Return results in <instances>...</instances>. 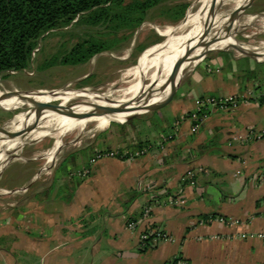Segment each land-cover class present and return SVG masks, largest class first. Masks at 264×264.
Here are the masks:
<instances>
[{
	"label": "crops",
	"instance_id": "0c3cea01",
	"mask_svg": "<svg viewBox=\"0 0 264 264\" xmlns=\"http://www.w3.org/2000/svg\"><path fill=\"white\" fill-rule=\"evenodd\" d=\"M250 51L262 60L264 43ZM261 68L264 61L219 51L181 80L168 104L136 116L125 132H101L92 148L38 178L43 166L28 176L32 168L13 160L0 174V195L14 198L0 211V264H264V139L250 137L264 129ZM207 96L239 103L208 110L193 132L196 100ZM144 148L134 159L91 164L98 151ZM85 168L86 178L73 175ZM187 171L193 177L183 180ZM175 197L186 205H171ZM153 229L173 241L144 249L141 235Z\"/></svg>",
	"mask_w": 264,
	"mask_h": 264
},
{
	"label": "rangeland",
	"instance_id": "374dc122",
	"mask_svg": "<svg viewBox=\"0 0 264 264\" xmlns=\"http://www.w3.org/2000/svg\"><path fill=\"white\" fill-rule=\"evenodd\" d=\"M199 1L200 0H176L173 1L172 4L169 3L168 5H163L155 9L150 13L149 19L138 28L132 31H122L118 35L121 43L117 46V48L111 52H105L97 55L85 64L66 66L59 65L55 67L44 68L45 62L49 61L53 55H56L64 49H70L76 43L89 35H96L106 38L108 30H103L102 28H90L87 26H69L65 28H59L52 31L51 33H47L39 40L38 47L33 53L32 66L25 71L11 72L10 74L1 78L0 91L3 93H28L37 90L46 92L60 91L65 89H69L68 91L88 89L92 93L96 94H108L116 92L120 90V88L126 87L129 82L140 76V64L145 58L150 56V60L160 58L167 53L173 43L168 47L167 45L163 46L154 53L149 55L146 54L145 56L144 53L147 50L168 41L177 42L180 38L186 36L192 31L193 27L189 26L190 28H183L182 23L184 20H186L189 14L191 15L198 10L197 8H199L200 5ZM237 1L238 0H226V2L219 7L218 13L221 15H227L231 13V11H233L235 8ZM182 3L189 4L186 15L182 20L174 23L170 20V15L167 13V10L174 5H180ZM234 26L235 27H225V29L228 34L235 38L236 44L239 43V45H246L251 48H255L264 43V0H252L249 7L239 15ZM168 30H170V33L167 35L164 34ZM109 39H114V37L110 36ZM218 43L226 44L223 40L214 42V44ZM181 44L182 43H179L173 48L169 57H177L180 55V52H178V54L177 51ZM206 50L207 48L204 51ZM227 51H232L234 53L236 52L231 49H227ZM217 52L219 51L217 50L207 53V55L202 57L199 63L194 67H185L182 81L191 73L193 68L195 69L204 65V63L211 59L214 56V53ZM166 62L167 61L163 62V64L153 62L147 75V80L145 81L146 85H151L157 82L158 78L162 79L165 77L167 70L161 71V69L163 66H165ZM137 69L139 71L133 74L132 71ZM261 69L264 72V68ZM53 93L54 92H50V94ZM35 95L45 94L28 93L24 96L30 97ZM72 95H76V93L73 92V94H71L68 92L61 98L50 102V104L61 103L64 107H71L72 110L75 111H88L87 107L80 106V100L69 102L68 97ZM163 95H155L153 96L154 98H152V100L158 99ZM0 103L2 104L0 105V128L5 127V125L10 123L11 129H16L22 127L25 122L34 121V115L31 113L37 110L36 107L24 106L20 108L14 105L6 104L2 101H0ZM8 109L11 110L9 111ZM47 112L52 111H46L45 113ZM58 113L62 112H52L50 118L55 117ZM126 118L127 117H120L113 119L107 128H105L107 125L106 123L101 129L96 128L95 123H90L83 130L75 129L68 131L62 138H59L57 142L55 135H50L35 141H27L23 146L22 144H14V146L12 145L10 149H15L21 145L20 147L22 148L18 152V155L19 158L23 160L22 169L26 170L32 168V170L29 171L28 176L34 173L36 168L40 166H43L41 170L42 172H49L52 169L51 166H53V162H48V153L55 147V145L60 146L62 144L61 151L56 155V162H54L57 163L59 160L65 157H73L83 148H92L101 132L118 129H121V131L125 132L127 128H129L136 121V119H138L134 117L126 120ZM78 119L79 118L65 112L62 119L58 123L52 125V127H58L54 130V132H58L73 125ZM46 121V125H49L50 122L48 120ZM27 157L35 158L37 159V162L34 164H24ZM5 162L6 159L0 163V170L1 166ZM4 192L6 191L0 189V193ZM13 199L14 198L9 199L7 195H0V211L4 207L3 204L7 203L8 200Z\"/></svg>",
	"mask_w": 264,
	"mask_h": 264
},
{
	"label": "trees",
	"instance_id": "16d2710c",
	"mask_svg": "<svg viewBox=\"0 0 264 264\" xmlns=\"http://www.w3.org/2000/svg\"><path fill=\"white\" fill-rule=\"evenodd\" d=\"M173 1L176 0H0V79L29 69L39 40L47 33L69 26L108 30L106 38L89 35L53 55L44 68L85 64L113 51L121 43L118 35L122 31L138 28L152 11ZM188 7V3L170 7V20H182Z\"/></svg>",
	"mask_w": 264,
	"mask_h": 264
},
{
	"label": "bare ground",
	"instance_id": "6f19581e",
	"mask_svg": "<svg viewBox=\"0 0 264 264\" xmlns=\"http://www.w3.org/2000/svg\"><path fill=\"white\" fill-rule=\"evenodd\" d=\"M248 1L249 0H238L235 8L233 7L234 9L233 11H231V13L227 15H221L218 12L212 13V11L219 4H224L226 0H200L199 8H197L198 10L191 15L189 14L186 20H184L182 23L183 28H186L189 26L193 27L192 31L186 36L180 38L179 41L177 42L168 41L166 43L157 45L147 50L144 53L145 56L146 54L149 55V54L154 53L155 51L159 50L163 46L167 45L168 47L170 44L173 43L171 48L167 51V53L161 56L160 58H157L155 60H150L151 56L145 58L144 61L140 64V76L136 77L135 79H133V81L129 82L126 87H122L120 88V90L116 92L108 93V94H96V93H92L88 89L79 90V91H75V90L68 91L69 89H65V90H60V91L39 92L38 94H45V95H35V96H30V97L24 96L23 99L21 100L16 94L7 95L6 93H3L0 91V101L5 102L6 104H9V105L20 107V108L24 106L33 107V106H39V105L53 102L56 99L61 98L64 94H67L68 92H70L71 94L75 92L76 95L69 96L68 101L73 102V101L80 100L81 102L80 106L88 108V111L73 110L76 113H87L91 111H97L99 108H102V107H115V106L125 105L129 102L137 101L143 93L148 92V91H152V93L149 95L148 100H152V98H154L153 96L155 95L165 94L159 97L158 99L152 100V101H159L160 99L164 98L168 94L170 87L173 83V80H174V77H175V74H176V71L179 65V61L182 57H184L185 55H190L189 60H187V62L184 64V69L185 67H188V66L194 67L202 59L200 55L204 52V50L208 48L210 45L214 44V43L208 44L210 39H212L213 37L219 36L217 41L219 40L225 41L228 47L236 44L235 38L232 35L227 33L225 27H235L234 25L237 19L231 23V17L237 9L245 5ZM169 31L170 30L166 32L163 31V32H165L164 34L167 35L170 33ZM179 43H182L180 48L177 51V53L180 52V55L177 57L176 56L169 57L173 48ZM237 44L239 45V43ZM240 46H243L246 50H254L258 48V47L251 48L246 45H240ZM165 61L167 62L165 66H163L161 69V71L167 70L166 71L167 74L164 73L166 74L165 77H163L162 79L160 78L161 80L158 78L157 82L151 85H146L145 81L147 80V75L150 71V68L153 62L163 64V62ZM138 71L139 70L137 69V70L132 71V73L134 74V73H137ZM50 92H54V93L50 94ZM134 104L137 105V103H134ZM0 105L2 104L0 103ZM8 110H11V109H8ZM52 112L44 113L42 117L44 119H41L39 121V123L36 125V128L30 131L25 136L24 139H19L16 142V144L23 145L27 141H35L43 137H48L50 135H55L56 142H57V140L59 138H62L65 135V133H67L68 131H72L75 129L83 130L90 123H95L96 128L101 129L106 123L108 124L111 120L120 118V117L128 118L129 115L131 114V113H128V114L127 113H113V114H108V115H95V116L83 117V118H79L77 122L74 123L73 125L66 127L58 132H54V130L58 127H52V125L58 123L64 116L65 112L58 113L55 117L50 118V116L52 115ZM46 120L50 122L49 125H46L47 123ZM32 123L33 121L25 122L22 127L16 128V129L15 128L11 129L10 127V132H9L10 134H3L0 136V149L4 148L6 145L11 144L10 140L12 138L11 136L12 134H15L16 132L21 130L23 127H26V125H29ZM20 146L21 145H19V147ZM60 146L55 145V147L52 150H50V152L48 153V162L54 161L55 153ZM5 159H7L5 155H0V163Z\"/></svg>",
	"mask_w": 264,
	"mask_h": 264
},
{
	"label": "water",
	"instance_id": "95a60500",
	"mask_svg": "<svg viewBox=\"0 0 264 264\" xmlns=\"http://www.w3.org/2000/svg\"><path fill=\"white\" fill-rule=\"evenodd\" d=\"M251 1L252 0H249L245 5H243L242 7H240L239 9H237L233 13V15L231 17V23L234 20H236L244 10H246L249 7ZM221 5L222 4H219L217 7H215L213 9L212 13L218 12L219 7ZM218 38H219V36L213 37L212 39H210L208 44H212V43L216 42L218 40ZM227 49L234 50L241 55L254 58L257 61H263L264 60V57L262 60H260L259 59V58H261L260 55L258 53H256L255 51L246 50L243 46H240L238 44L232 45L226 49H220L218 51H227ZM212 51H217V50L208 49V50L204 51L200 55V57L202 58V57L206 56L207 53L212 52ZM189 58H190V55H185L184 57H182L180 59L179 65H178V68H177V71H176V74H175V77L173 80V83L170 87V90H169L168 94L164 98L160 99L159 101L148 100L149 95L152 93V91H148V92L143 93L137 101L129 102L125 105H120V106H115V107H102V108H99L97 111H91V112H87V113H76L75 111L72 110L71 107H64L61 103H59V104L46 103V104L39 105V106H33V107L37 108L36 111L31 113L32 115H34L33 123L26 125V127H23L21 130H19L15 134H12L11 135L12 138L10 140L11 144L6 145L4 148L0 149V155H5L7 157L6 162L1 166L0 174L2 173V171L4 170V168L8 164H10L13 160L19 158L18 152L20 151V149L22 147H16L15 149H10L12 147V145L16 144V142L19 139H24L25 136L30 131L34 130L36 128V125L42 119V117L46 111L66 112V113H69L72 116L77 117V118H83V117H89V116H95V115H108V114H113V113H127V114L131 113L129 115V117L126 119V120H129V119L134 118V117L141 115L143 113L160 109L163 106H165L166 104H168L173 99V97L176 95L178 89L180 88L181 80L183 77L184 64L187 62V60H189ZM39 92H41V90L28 92V93L36 94ZM28 93L16 92V93H6V94L7 95L8 94H18V97L22 100L24 95H26ZM138 101H140V102H138ZM134 103H137V105ZM9 132H10V123L5 125V127L0 128V136L3 134H10ZM61 148H62V145L57 149V151L55 153L54 161H52L53 165H55L54 162H56V155L61 151ZM40 173H42V171ZM39 175L37 177H39Z\"/></svg>",
	"mask_w": 264,
	"mask_h": 264
},
{
	"label": "built area",
	"instance_id": "2783aa9c",
	"mask_svg": "<svg viewBox=\"0 0 264 264\" xmlns=\"http://www.w3.org/2000/svg\"><path fill=\"white\" fill-rule=\"evenodd\" d=\"M239 100L238 97L236 96H230V97H215V96H207L203 98H199L196 100V107L197 111L194 113L191 118L195 121V126L193 128V132H197L199 123L203 122L208 114L207 111L213 108H219L223 110H227L230 108H236L238 106ZM202 112V114H199ZM250 137H254L257 140H262L264 139V129L262 130H254L250 133ZM147 153V149H140L132 154H128L126 152L122 151H98L95 153L91 164L96 163L97 161L106 159V158H128V159H134L136 157L143 156ZM90 174V170L88 168H85L82 171H76L73 175L78 176L81 178H86ZM193 177V172L192 171H187L185 177H183V180H186V178H192ZM260 180H264V172L261 173ZM169 203L173 206H178V207H184L186 205V200L182 197H175L171 198ZM151 208L147 209L145 214L147 215L150 212ZM219 221L225 224H237L239 223L238 220H227L223 217L219 218ZM128 227L130 229H136L137 225L135 222H131L128 224ZM261 238L264 239V234L261 235ZM163 241H173V237L166 233L165 231L161 229H153L149 230L147 232L142 233L141 235V242H142V247L144 249H152L157 247L161 242Z\"/></svg>",
	"mask_w": 264,
	"mask_h": 264
}]
</instances>
